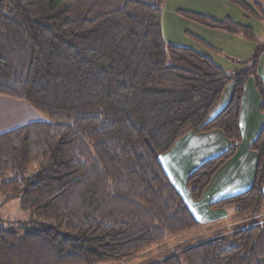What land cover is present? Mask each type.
Listing matches in <instances>:
<instances>
[{
	"label": "trees",
	"instance_id": "1",
	"mask_svg": "<svg viewBox=\"0 0 264 264\" xmlns=\"http://www.w3.org/2000/svg\"><path fill=\"white\" fill-rule=\"evenodd\" d=\"M3 1L0 96L25 101L45 119L0 133V194L20 197L46 227L23 236L0 229V264H103L200 231L160 158L189 133H224L230 147L187 178L199 201L242 143L241 103L251 77L264 114V44L246 68L228 72L208 55L165 40L166 0ZM189 16L257 38L231 19ZM250 150L259 157L251 187L212 209L234 207L242 219L263 213L264 127ZM152 264H264V221Z\"/></svg>",
	"mask_w": 264,
	"mask_h": 264
},
{
	"label": "crops",
	"instance_id": "2",
	"mask_svg": "<svg viewBox=\"0 0 264 264\" xmlns=\"http://www.w3.org/2000/svg\"><path fill=\"white\" fill-rule=\"evenodd\" d=\"M227 2H229V4L232 3L228 0H166L162 17L164 37V21L167 12L173 14L176 19L180 16L192 19L189 13H196L210 16L218 20L231 19L236 22L237 20L231 13L232 8L226 7ZM255 4L264 14L263 1L255 0ZM232 5L236 8L235 3H232ZM262 17L264 18V16ZM237 23L242 24L240 22ZM248 25H250L249 27L254 31V26L251 24ZM202 28H204L202 29L204 32H208L209 34L215 33L216 36L221 34L218 33L219 30L214 31L213 29H209L210 27L206 28L202 25ZM225 36L229 38L240 37L245 40L243 36L230 32L225 33ZM195 38L197 41L193 42H195L202 51L222 52V49L218 48L215 42H212L209 38L205 36H197ZM171 41L174 43L173 39H171ZM249 51L252 53L254 50ZM258 73L264 81V53L259 62ZM230 92L231 88L229 87L215 111V114L227 104ZM260 105L261 96L257 90L254 78L251 77L245 84L241 103L240 127L243 136L242 143L235 156L228 160L215 173L211 183L199 201L192 200L187 188V178L189 174L203 162L220 155L230 147V142L225 137L224 133L218 130L207 133H189L178 140L171 150L163 154L160 158L161 164L168 177L181 193L196 219L207 229L214 228L219 232L221 226L216 225L218 221L229 217V214L234 211L232 207L223 210L212 209L210 205L224 198L245 192L253 183L259 157L257 153L250 150V145L258 137L264 127V114L260 110ZM248 219L250 218L241 219V222L244 223Z\"/></svg>",
	"mask_w": 264,
	"mask_h": 264
},
{
	"label": "rangeland",
	"instance_id": "3",
	"mask_svg": "<svg viewBox=\"0 0 264 264\" xmlns=\"http://www.w3.org/2000/svg\"><path fill=\"white\" fill-rule=\"evenodd\" d=\"M228 1L232 2L231 0ZM262 1L264 4V0ZM244 2L252 6L253 10L249 11L235 2L232 3L236 4V8L232 3L229 4V2L226 3V7L232 8L231 13L237 20L236 22H240L246 26L248 24L254 26V33L257 36L255 41L244 40L240 37L229 38L225 36V33L228 32H224L223 30H219L218 33H221L219 36H216L215 33H206L202 30L204 28H202L203 24L200 22L194 19L183 18L184 16H180L176 19L173 14L169 12H167L164 21V38L166 41L168 40V42L170 40L171 43V39H173V44L180 46H194L191 48L201 52L202 49L193 41H197L195 38L197 36H205L212 40V42H215L218 48L222 49V52L202 51L203 54L208 55L228 72H234L246 68L248 60L254 52L253 50H255L257 46L264 44V18H261L264 14L256 6L255 0H244ZM0 8L6 9L7 3L0 0ZM203 26L209 28L206 25ZM209 29H213L214 31L217 30L214 28ZM249 50H252L253 52L250 53L251 51ZM43 119H45V117L25 101L0 96V133L31 121ZM234 209L235 208L233 207V210ZM241 219L242 216L236 215L235 211H233L229 214V217L218 221L216 225L221 226L219 232L214 228L207 229L203 227L200 231L192 230L181 235L168 236L164 242L152 246L144 253L132 256L128 259L103 264H152L171 254H176L184 248L218 236H230L236 229L260 223L264 221V211L262 214L250 218L244 223L241 222ZM44 223L45 222L38 219L32 211L23 208L20 197L6 199L5 194H0V229L15 232L18 235L23 236L27 233L37 232L40 229L45 228L46 225ZM195 231L197 232L195 233Z\"/></svg>",
	"mask_w": 264,
	"mask_h": 264
}]
</instances>
